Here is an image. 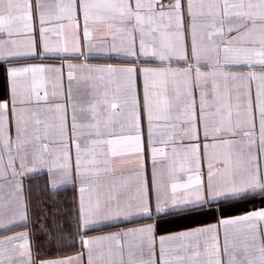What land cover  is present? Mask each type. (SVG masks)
Listing matches in <instances>:
<instances>
[{"label":"snow or ice","instance_id":"6c2138e0","mask_svg":"<svg viewBox=\"0 0 264 264\" xmlns=\"http://www.w3.org/2000/svg\"><path fill=\"white\" fill-rule=\"evenodd\" d=\"M0 78V264H264V0H0ZM38 169L75 255L34 247Z\"/></svg>","mask_w":264,"mask_h":264},{"label":"crops","instance_id":"0c3cea01","mask_svg":"<svg viewBox=\"0 0 264 264\" xmlns=\"http://www.w3.org/2000/svg\"><path fill=\"white\" fill-rule=\"evenodd\" d=\"M39 62V61H36ZM48 63H54L58 61H47ZM77 62V61H73ZM90 63L103 64V63H117L116 60H104V59H92ZM7 84L3 78H0V94L6 93ZM24 189L25 196L29 201L30 206V220L32 223V232L35 237L34 247L39 248V256L44 258H56L64 257L69 255H75L79 248L77 245L75 248L70 247L67 243L60 244V249L56 252H50L46 247H40L42 243L54 244L52 241L44 239L48 235L55 237L58 233L65 231L70 232L72 228L70 227L73 222V217L75 215V200L74 197L77 193L73 190L71 185H63L55 190L51 188L50 178L48 176L46 169H38L35 172L26 174L21 178ZM260 207V206H248V208ZM247 209V208H246ZM246 209L236 211L232 214L224 213V215H235L239 214ZM205 223L210 221H203ZM199 221H178L174 225L168 226L169 231H180L185 228H190L196 226ZM131 226V225H128ZM121 228L124 225L120 226ZM26 229L22 227H15L14 231H24ZM120 228L117 227H105L101 231H91L89 235H101L108 232L118 231ZM12 231H7L0 233V237L3 235H12ZM44 245V244H42Z\"/></svg>","mask_w":264,"mask_h":264},{"label":"rangeland","instance_id":"374dc122","mask_svg":"<svg viewBox=\"0 0 264 264\" xmlns=\"http://www.w3.org/2000/svg\"><path fill=\"white\" fill-rule=\"evenodd\" d=\"M42 244H44V245H42ZM42 244H40L39 246L40 247L41 246L42 247H46V249H49L50 252H56V251H58L60 249V246H61V245H57L55 243L53 245L52 244L50 245L48 243L47 244L46 243H42Z\"/></svg>","mask_w":264,"mask_h":264},{"label":"trees","instance_id":"16d2710c","mask_svg":"<svg viewBox=\"0 0 264 264\" xmlns=\"http://www.w3.org/2000/svg\"><path fill=\"white\" fill-rule=\"evenodd\" d=\"M248 206H261V205H259L258 203L255 204V205H245V206H243L242 208H238V209H229V210H227L225 213H227V214H232V213H235L236 211L246 209V208H248Z\"/></svg>","mask_w":264,"mask_h":264}]
</instances>
